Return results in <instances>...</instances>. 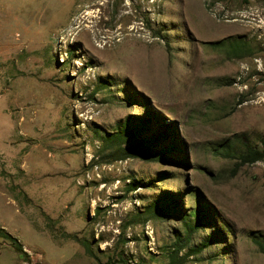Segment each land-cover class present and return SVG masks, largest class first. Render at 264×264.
Segmentation results:
<instances>
[{
	"label": "rangeland",
	"instance_id": "374dc122",
	"mask_svg": "<svg viewBox=\"0 0 264 264\" xmlns=\"http://www.w3.org/2000/svg\"><path fill=\"white\" fill-rule=\"evenodd\" d=\"M146 113L187 163L110 158L98 131ZM263 142L264 0H0V264H264ZM168 190L182 214L135 220Z\"/></svg>",
	"mask_w": 264,
	"mask_h": 264
},
{
	"label": "trees",
	"instance_id": "16d2710c",
	"mask_svg": "<svg viewBox=\"0 0 264 264\" xmlns=\"http://www.w3.org/2000/svg\"><path fill=\"white\" fill-rule=\"evenodd\" d=\"M237 41L235 45L236 50L242 49V43ZM156 115V114H155ZM157 116V115H156ZM139 118L127 121L123 127L118 126L116 129H113L107 132L106 135L99 133L98 135L104 140L106 148H110L108 155L111 159H123L130 156H138L144 159H158L166 162L170 161H180L182 163H187L186 159L181 156L180 158H174L167 155L168 152L184 150V147L180 144V141L174 137L176 128L173 125H168L166 127H157V122L149 114H144L138 116ZM165 142V143H163ZM168 142V143H166ZM183 157V158H182ZM240 162L239 165L255 162L257 160L264 159V142L262 145L257 146H247L246 149L239 153ZM163 173L171 174L173 171L165 170L160 171L159 174ZM142 181V180H141ZM132 187L136 186L135 181L131 183ZM165 192V193H164ZM163 196L160 199H154L150 203L146 204V207L137 213L135 220L140 222H145L152 217H167L175 213L180 212L182 214V202L181 199L173 191H164ZM200 199V198H199ZM192 213L195 214L196 220L189 221L186 225L187 231H185L184 236L178 232V237L175 241V254H172L173 258H177L178 251L189 244L188 240L191 238L192 233L199 229L200 227H205L211 222L213 223L216 219V212L207 211L203 207V203L200 200L199 206L192 210ZM186 216L183 214V217ZM225 226L219 225L213 227L211 233L208 235L205 241L199 245H190V250L187 254L198 252L204 246L209 245L213 241H221L226 238L224 235ZM10 239L12 240L13 246L20 253L25 255L28 252L25 250L22 242L18 240L11 233H7ZM73 235V234H72ZM76 237V234L73 235ZM259 249L264 252V239H256ZM84 244L87 250L93 253L91 244L84 240ZM112 260V259H111ZM113 263L120 262L121 264H128V261L125 258H120L117 260H112ZM181 264L186 262V258L183 257L180 259Z\"/></svg>",
	"mask_w": 264,
	"mask_h": 264
},
{
	"label": "bare ground",
	"instance_id": "6f19581e",
	"mask_svg": "<svg viewBox=\"0 0 264 264\" xmlns=\"http://www.w3.org/2000/svg\"><path fill=\"white\" fill-rule=\"evenodd\" d=\"M87 10L88 11H84L83 12V14H80L77 18H76V20H77V22H81V20H82V18L84 19V16H85V14H87V13H90L91 11L90 10H92L91 8H87ZM83 29L82 30H88V28L86 27V26H84V27H82ZM89 31V30H88ZM80 32V31H79Z\"/></svg>",
	"mask_w": 264,
	"mask_h": 264
}]
</instances>
